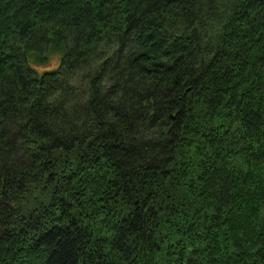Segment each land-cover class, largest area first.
I'll use <instances>...</instances> for the list:
<instances>
[{
    "label": "trees",
    "instance_id": "trees-1",
    "mask_svg": "<svg viewBox=\"0 0 264 264\" xmlns=\"http://www.w3.org/2000/svg\"><path fill=\"white\" fill-rule=\"evenodd\" d=\"M0 264H264V0H0Z\"/></svg>",
    "mask_w": 264,
    "mask_h": 264
},
{
    "label": "rangeland",
    "instance_id": "rangeland-1",
    "mask_svg": "<svg viewBox=\"0 0 264 264\" xmlns=\"http://www.w3.org/2000/svg\"><path fill=\"white\" fill-rule=\"evenodd\" d=\"M58 62H59V59L55 56L48 62L47 65H41L39 66V68L43 69L45 66L55 67L58 64ZM46 69H50V68H46Z\"/></svg>",
    "mask_w": 264,
    "mask_h": 264
}]
</instances>
